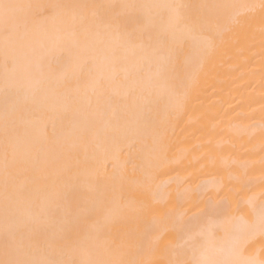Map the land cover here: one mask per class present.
<instances>
[{
  "label": "bare ground",
  "instance_id": "6f19581e",
  "mask_svg": "<svg viewBox=\"0 0 264 264\" xmlns=\"http://www.w3.org/2000/svg\"><path fill=\"white\" fill-rule=\"evenodd\" d=\"M22 5H92L124 0H13ZM189 6L221 30L215 54L196 69L188 43L171 66L134 44L93 52L81 67L39 30L7 45L0 27V259L4 258V118L16 147L12 191L22 207L48 203L42 223L23 232L28 259L75 264H264V6L262 0H138ZM200 5L216 7L200 8ZM87 24L90 9H74ZM159 11V10H153ZM42 8L23 9L38 15ZM64 10L40 19L60 26ZM238 19V25H227ZM80 19L77 20L79 27ZM101 49L107 46L97 42ZM191 58V62H189ZM31 63L45 80L26 94L18 73ZM184 105L170 103L185 89ZM63 195V199L59 196ZM212 204L223 208L195 225ZM93 225L97 227L93 228ZM242 240L241 244L237 241Z\"/></svg>",
  "mask_w": 264,
  "mask_h": 264
},
{
  "label": "snow or ice",
  "instance_id": "6c2138e0",
  "mask_svg": "<svg viewBox=\"0 0 264 264\" xmlns=\"http://www.w3.org/2000/svg\"><path fill=\"white\" fill-rule=\"evenodd\" d=\"M264 6V0H262ZM42 8L44 12L38 15H22L23 9ZM189 6L177 3L148 4L138 0H124L121 3L92 4V5H22L13 0H0V27L5 37V44L19 35L23 30L26 34L31 30H39L53 49L67 48L76 59L77 66L87 64L93 52L108 51L112 56L117 55L123 46L134 44L137 32L128 33L126 22L135 19L138 28V38L141 43L140 50L149 59L156 60L157 73H166L171 66L172 53L178 43H188L192 50V58L195 59L196 69L209 61L217 49V41L221 36V30H211L212 19L206 16H190L186 13ZM200 8L216 7L212 5H200ZM74 9H90L91 17L87 24L83 18L74 15ZM48 10L58 12L64 10V17L60 26L47 27V22L40 19ZM159 10V11H153ZM80 19L79 27L77 20ZM240 21L233 19L227 27L238 25ZM100 42L107 47L101 49L97 46ZM191 62V58L189 60ZM18 78L26 82V94L39 95L44 89L45 80L38 67L33 69L29 63L23 71L18 73ZM185 89L173 91L170 94V103L177 109L184 105L187 91ZM16 147L13 137L9 132V112L5 108L4 118V212L5 229L3 240L4 258L0 264H75L72 261L56 262L50 260L28 259L30 254L28 247L23 242V232L40 224L49 211L48 203H30L27 208L20 204L19 195L12 191L10 182L11 169L17 164ZM63 199V195L59 196ZM222 204L209 202L207 209L200 215L193 217L188 224V231L194 232L195 225L203 224L206 219L219 212ZM260 215L264 221V205L260 208ZM97 227L93 225V228ZM205 229L194 232L189 241L193 245L199 243ZM243 241L238 240L241 244ZM82 264H96L93 261Z\"/></svg>",
  "mask_w": 264,
  "mask_h": 264
}]
</instances>
